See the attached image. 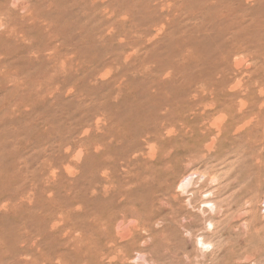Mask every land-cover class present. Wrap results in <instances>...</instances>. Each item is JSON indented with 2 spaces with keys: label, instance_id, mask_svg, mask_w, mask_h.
I'll use <instances>...</instances> for the list:
<instances>
[{
  "label": "rangeland",
  "instance_id": "1",
  "mask_svg": "<svg viewBox=\"0 0 264 264\" xmlns=\"http://www.w3.org/2000/svg\"><path fill=\"white\" fill-rule=\"evenodd\" d=\"M0 264H264V0H0Z\"/></svg>",
  "mask_w": 264,
  "mask_h": 264
}]
</instances>
